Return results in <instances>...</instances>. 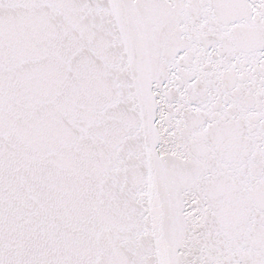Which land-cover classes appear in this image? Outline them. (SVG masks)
Instances as JSON below:
<instances>
[{"label":"snow or ice","instance_id":"1","mask_svg":"<svg viewBox=\"0 0 264 264\" xmlns=\"http://www.w3.org/2000/svg\"><path fill=\"white\" fill-rule=\"evenodd\" d=\"M0 264H264V0H0Z\"/></svg>","mask_w":264,"mask_h":264}]
</instances>
